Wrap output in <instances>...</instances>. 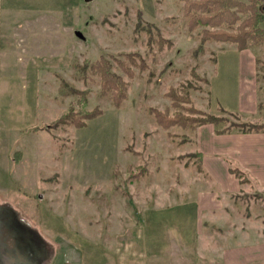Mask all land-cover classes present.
I'll return each instance as SVG.
<instances>
[{
    "label": "rangeland",
    "instance_id": "rangeland-1",
    "mask_svg": "<svg viewBox=\"0 0 264 264\" xmlns=\"http://www.w3.org/2000/svg\"><path fill=\"white\" fill-rule=\"evenodd\" d=\"M259 8L264 11V2ZM1 16L0 135L1 151L9 155L1 157V175L14 179L5 199L17 204L28 192L20 200L23 216L48 226L58 241L65 234L73 263L107 256L112 248L99 230L122 231L132 208L180 203L205 184L204 175L227 177L231 157L209 149L192 155L213 139L218 145L213 124L165 130L157 123L151 108H172L170 87L188 94L197 110L226 118L217 130L264 122V42L249 41L244 50L228 41L202 43L203 27L189 30L183 0H0ZM259 26L264 29V21ZM159 37L167 41L162 49ZM128 53L146 64H128L133 76L120 65ZM101 57L127 84L121 107L111 94L102 95L98 74L83 70ZM79 91L87 92L85 100ZM257 96L260 109L254 110ZM71 108L102 113L82 128L63 122L32 130ZM130 168L146 171L133 178ZM20 176L24 181L15 180ZM41 246L44 264L48 251Z\"/></svg>",
    "mask_w": 264,
    "mask_h": 264
},
{
    "label": "crops",
    "instance_id": "crops-1",
    "mask_svg": "<svg viewBox=\"0 0 264 264\" xmlns=\"http://www.w3.org/2000/svg\"><path fill=\"white\" fill-rule=\"evenodd\" d=\"M1 27L2 16L0 33ZM1 78L0 57V132ZM254 91L256 95L255 85ZM255 101L253 109H260L258 96ZM213 125L210 133L218 145L213 139L199 145L193 155L209 149L215 155L231 157V164L225 166L227 177L204 175L205 184L182 198L188 199L182 203L132 208L122 231L112 227L99 230V239H106L111 252L77 263L69 257L73 244L65 234L58 241L56 235L50 236L48 226L23 216L20 200L28 198V192L16 197L17 204L5 199L13 178L1 175V157L7 161L9 155L1 151L0 135V264H40L42 244L48 251L44 264H264V132L232 130L219 134ZM232 167L243 170L248 181L242 183L230 172ZM20 178L15 180L24 181ZM33 209L35 214L37 208ZM252 234L255 238H250Z\"/></svg>",
    "mask_w": 264,
    "mask_h": 264
},
{
    "label": "trees",
    "instance_id": "trees-1",
    "mask_svg": "<svg viewBox=\"0 0 264 264\" xmlns=\"http://www.w3.org/2000/svg\"><path fill=\"white\" fill-rule=\"evenodd\" d=\"M184 1V16L188 18L189 30L192 32L199 27H203L201 31L202 43L208 41H228L237 44L240 50L248 48L249 41L255 45L264 42V29L260 28L259 24L264 21V11H261L259 5L263 0H250L249 3H244L240 0H183ZM214 28V29H212ZM150 34V41L153 38ZM167 43L165 39L159 37V48L162 49L163 45ZM201 50V48H200ZM129 60L128 62L120 61V65L127 71L130 76H133L132 70L128 64L140 66L141 69L146 68L144 61L138 64L136 57L138 54L128 53L124 54ZM93 70L98 74L102 80V95L111 94L115 106L121 107L123 100L126 98V83L120 78L119 75L112 72V65L108 59L101 57L97 62L89 65L88 62L84 63L83 70ZM195 79L200 78L195 70L191 71ZM187 85L186 87H188ZM177 87H170L166 93L172 100L171 107L175 109V113L171 115L170 107L165 108L163 111L151 108L154 113L155 119L159 126L168 130L174 126L180 127L184 130H195L196 128L206 124H223L227 122L226 118L206 114L197 110L192 105V100L188 94H180ZM74 93L75 89H72ZM80 92V91H79ZM87 92H80V95L85 98ZM85 100V99H84ZM189 105V107H185ZM181 109V110H180ZM188 111V114L182 112ZM102 110L95 108L92 111L84 113H77L73 108L67 114L58 117L53 123L45 124L42 126H35L32 130H49L57 128L60 123L68 122L77 128L85 126V121L101 115ZM240 129L243 133L264 132V122L260 124L254 123H241L231 124L229 127L218 130V133H226L232 129ZM193 155V154H192ZM197 156V154L195 155ZM131 170V168H130ZM133 173L131 170V177L139 178L146 171ZM230 172L235 174L242 183L248 181L247 174L239 168H230Z\"/></svg>",
    "mask_w": 264,
    "mask_h": 264
},
{
    "label": "water",
    "instance_id": "water-1",
    "mask_svg": "<svg viewBox=\"0 0 264 264\" xmlns=\"http://www.w3.org/2000/svg\"><path fill=\"white\" fill-rule=\"evenodd\" d=\"M263 2H264V0H263Z\"/></svg>",
    "mask_w": 264,
    "mask_h": 264
}]
</instances>
